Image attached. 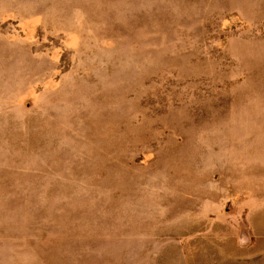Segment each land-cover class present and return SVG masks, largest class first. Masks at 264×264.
<instances>
[{
	"label": "rangeland",
	"instance_id": "obj_1",
	"mask_svg": "<svg viewBox=\"0 0 264 264\" xmlns=\"http://www.w3.org/2000/svg\"><path fill=\"white\" fill-rule=\"evenodd\" d=\"M0 264H264V0H0Z\"/></svg>",
	"mask_w": 264,
	"mask_h": 264
}]
</instances>
